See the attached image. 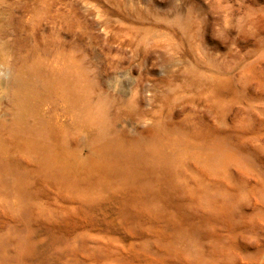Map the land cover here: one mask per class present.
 <instances>
[{"label": "rangeland", "instance_id": "obj_1", "mask_svg": "<svg viewBox=\"0 0 264 264\" xmlns=\"http://www.w3.org/2000/svg\"><path fill=\"white\" fill-rule=\"evenodd\" d=\"M0 264H264V0H0Z\"/></svg>", "mask_w": 264, "mask_h": 264}]
</instances>
